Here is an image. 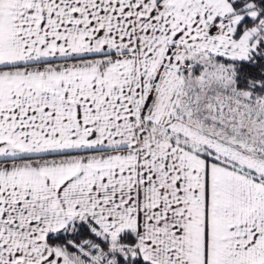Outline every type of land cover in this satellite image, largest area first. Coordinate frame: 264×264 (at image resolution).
I'll list each match as a JSON object with an SVG mask.
<instances>
[{
    "label": "snow or ice",
    "instance_id": "snow-or-ice-1",
    "mask_svg": "<svg viewBox=\"0 0 264 264\" xmlns=\"http://www.w3.org/2000/svg\"><path fill=\"white\" fill-rule=\"evenodd\" d=\"M0 264H264V0H0Z\"/></svg>",
    "mask_w": 264,
    "mask_h": 264
}]
</instances>
